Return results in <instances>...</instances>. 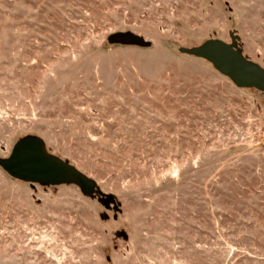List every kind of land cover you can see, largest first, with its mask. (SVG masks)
I'll use <instances>...</instances> for the list:
<instances>
[{
	"label": "rangeland",
	"instance_id": "1",
	"mask_svg": "<svg viewBox=\"0 0 264 264\" xmlns=\"http://www.w3.org/2000/svg\"><path fill=\"white\" fill-rule=\"evenodd\" d=\"M229 34L264 69V0H0V158L95 184L0 168V264H264V91L179 52Z\"/></svg>",
	"mask_w": 264,
	"mask_h": 264
},
{
	"label": "water",
	"instance_id": "2",
	"mask_svg": "<svg viewBox=\"0 0 264 264\" xmlns=\"http://www.w3.org/2000/svg\"><path fill=\"white\" fill-rule=\"evenodd\" d=\"M230 43L207 40L193 48H180L179 52L209 62L221 75L238 87H254L264 91V69L248 60L237 48L238 37L229 34ZM110 45L148 48L150 43L132 32H116L107 37ZM0 168L11 178L42 186L73 184L84 195L92 194L95 184L68 162L46 152L41 138L28 135L19 139L7 158H0ZM113 202L108 196L104 206Z\"/></svg>",
	"mask_w": 264,
	"mask_h": 264
}]
</instances>
